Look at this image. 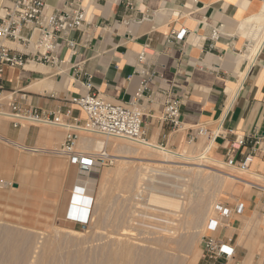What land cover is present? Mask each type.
Returning <instances> with one entry per match:
<instances>
[{
    "label": "crops",
    "instance_id": "crops-1",
    "mask_svg": "<svg viewBox=\"0 0 264 264\" xmlns=\"http://www.w3.org/2000/svg\"><path fill=\"white\" fill-rule=\"evenodd\" d=\"M12 1L0 0V9ZM70 1L84 8L87 21L70 36L76 44L72 55L61 47V68L28 64L5 71L4 93L22 111L70 110L66 123L82 121L83 112L69 101L88 92L87 80L91 91L104 99L129 104L140 83L136 58L145 48L152 54L147 63L157 75L145 94L167 90L175 95L186 128L174 132L161 122L162 97L157 96L143 103L148 141L175 149L187 140V129L206 128L212 135L208 141L211 157L225 163L250 151L246 147L241 154L232 153L235 136L264 134V0H46V4L49 9H61ZM142 16L150 19L140 21ZM216 27L221 34L209 48L207 38ZM180 30L186 31L184 40L168 43L171 32ZM6 109L0 106V111ZM23 126L14 128L10 120L0 119V172L23 161H17V149L54 154V150L34 148L54 140L41 138L34 125L27 130ZM249 171L264 176V146L253 157ZM228 205L231 218L213 237L228 243L233 259L212 264H242L248 254L236 246L237 231L244 220H253L261 211L264 194L247 192L236 204Z\"/></svg>",
    "mask_w": 264,
    "mask_h": 264
},
{
    "label": "rangeland",
    "instance_id": "rangeland-1",
    "mask_svg": "<svg viewBox=\"0 0 264 264\" xmlns=\"http://www.w3.org/2000/svg\"><path fill=\"white\" fill-rule=\"evenodd\" d=\"M10 98V94H0V106H7ZM0 112L5 114L1 120H10L7 109ZM22 125H34L44 133L56 128L58 139L36 144L35 149L56 150L64 141L66 130L59 126ZM117 142L118 138L79 131V152L104 153L112 159L88 186L93 202L85 226L66 220L67 215L86 219L87 210L76 215L68 208L72 184L78 180L76 168L55 154L17 149L23 161L0 172V181L11 183L6 188L0 184V264H30L32 260L31 264H123L122 254L128 246L135 254L158 253L162 264H207L201 241L214 204L234 205L245 193L259 192L226 181L220 171L264 187L263 178L229 168L224 161L213 158L220 174L196 166V160L175 158L162 164L134 154V144L120 146ZM207 145L205 138H199L193 143L183 140L175 149L157 146L196 157ZM24 156L32 159L27 161ZM151 192L177 199L179 208L147 207ZM196 210L200 215H194ZM122 230L128 235H122ZM236 236L237 248L252 255L253 264H264V205L253 220L243 221Z\"/></svg>",
    "mask_w": 264,
    "mask_h": 264
},
{
    "label": "built area",
    "instance_id": "built-area-1",
    "mask_svg": "<svg viewBox=\"0 0 264 264\" xmlns=\"http://www.w3.org/2000/svg\"><path fill=\"white\" fill-rule=\"evenodd\" d=\"M127 5L131 7L127 1ZM150 19V16H142L141 20ZM87 21V14L79 4L66 2L61 9H49L46 0H13L9 6L0 9V94L4 93V75L6 69H24L28 64H39L51 69H60L64 61L59 57L61 47L66 48L70 55L75 47L72 33L80 31ZM139 21V22H140ZM221 34L220 28H212L207 40L209 48L218 40ZM186 35L185 30L171 32L167 42L182 41ZM152 56L147 49L143 48L136 58V74L140 78L134 99L127 105L112 103L99 94L91 91V84L87 80L84 84L88 92L84 95L74 96L70 104L78 107L84 114V120L72 119L66 123L65 119L70 116V110L65 113L55 112L44 114L35 110L22 111L19 106L10 99L7 107V117L14 128L22 123L32 122L36 124H48L66 129L63 143L54 150V154L64 158L67 163L76 168L77 179L93 181L112 159L104 153L94 156L86 155L77 150L79 131L93 134H101L107 137L125 138L135 141H148L144 129V101H152L162 97L161 122L169 126L171 131L182 132L183 126L180 114V100L167 90L160 92L148 91V84L157 75L150 69L147 63ZM78 70V67H76ZM187 142L193 143L199 138L207 141L212 135L206 128L197 127L187 129ZM264 134L253 132L249 136H235L230 144V151L241 154L242 149L248 147L249 153L241 158H228L225 165L241 172L249 171L253 157L263 150ZM254 176L263 178L252 173ZM2 187H9L11 183L0 181ZM250 188L264 194V187L251 183ZM92 202L86 207V219L80 216L71 217L67 220L79 226H85L89 221ZM240 208H238V211ZM232 215V209L225 202H216L211 214L207 219L206 235L201 241L202 252L209 263L233 259V249L228 243L213 237Z\"/></svg>",
    "mask_w": 264,
    "mask_h": 264
},
{
    "label": "bare ground",
    "instance_id": "bare-ground-1",
    "mask_svg": "<svg viewBox=\"0 0 264 264\" xmlns=\"http://www.w3.org/2000/svg\"><path fill=\"white\" fill-rule=\"evenodd\" d=\"M258 33L259 34H262V31L260 29H258ZM250 55L253 54V51H251L249 53ZM243 58H246L245 56ZM242 59V58H241ZM30 65V64H29ZM241 80V79H239ZM239 82V81H238ZM241 82V81H240ZM36 83V82H35ZM39 83V82H38ZM239 84V83H238ZM35 86V85H34ZM33 86V87H34ZM41 86V85H40ZM32 87V88H33ZM36 87V86H35ZM233 93V91H232ZM8 94V93H6ZM0 115L3 116L5 115L4 113L0 112ZM2 119V118H1ZM44 125V124H43ZM24 129L25 126H23ZM44 127V126H42ZM47 126L45 125V128ZM54 127H52L53 129ZM60 128V127H59ZM62 128V127H61ZM48 129V128H47ZM56 129V128H54ZM54 129L53 131H45L42 132L43 130L40 128V132L39 133H44V134H40L42 137L43 135H45V138H48V141L49 139L52 141L54 140L58 134H56V131L54 132ZM64 129V128H62ZM27 130V129H26ZM25 130V131H26ZM49 130V129H48ZM66 130V129H65ZM24 131V130H23ZM58 133V132H57ZM22 134V133H20ZM23 136V134L21 135ZM107 138V136H105ZM22 138V137H21ZM60 138V137H59ZM109 138V137H108ZM2 139V138H1ZM4 139V137H3ZM2 139V141H3ZM58 139V137H57ZM113 140V139H112ZM121 140V141H119ZM115 141V140H114ZM119 142V143H118ZM118 144L120 145V143H124L125 145H128V144H134L135 147H134V154L138 155V156H141V157H144V158H149L150 160H153L155 162H158V163H169L171 162L173 159L175 158H181L182 160H185V161H191V160H196L198 161V163L196 164V166L204 169V170H207V171H215L216 173H223L222 176L225 178L226 181H236V182H239V183H242L244 184V186H247L248 188L251 186L250 185V182L244 180V179H241L237 176H234V175H231L229 173H224V171H218V169H215V165H217V162L215 160H213V158L211 157V154H210V148L212 146V143H208V145L206 146V148H204L203 152L200 153V155H197L196 157L193 156L192 154V157L189 156V152L188 154L189 155H185L184 154V151H182L181 153H177V152H172V151H168L166 149H163V148H160L158 147L154 142H150V141H135V140H129V139H125V138H118ZM213 142V141H212ZM55 143V142H54ZM121 144V145H122ZM120 145V146H121ZM124 145V146H125ZM129 146V145H128ZM130 147V146H129ZM127 148V147H126ZM183 148V147H182ZM188 149V148H187ZM203 149V148H202ZM132 150V149H131ZM190 150V149H189ZM155 152V153H152ZM185 151H188V150H185ZM6 152V151H5ZM192 152V151H191ZM197 152V150L195 151V153ZM7 153V152H6ZM2 154V153H1ZM196 155V154H195ZM136 157L137 159L139 157ZM9 157V156H8ZM25 157V156H24ZM13 158V157H12ZM18 158L19 156L17 157V161H18ZM26 159V157H25ZM32 159V158H31ZM30 159V160H31ZM40 159V158H39ZM134 159V158H132ZM141 159V158H140ZM27 160V159H26ZM25 160V161H26ZM29 160V158H28ZM27 160V161H28ZM29 160V161H30ZM143 160V159H142ZM129 162V161H128ZM30 162H28L27 164H29ZM48 163V162H47ZM134 163V162H133ZM30 165V164H29ZM34 165V164H33ZM44 165V164H43ZM48 165V164H47ZM132 167V166H131ZM217 168V166H216ZM221 170V169H220ZM62 171V170H60ZM248 173H250V171H247ZM62 173V172H61ZM130 174V173H129ZM131 175V174H130ZM55 182H57L55 180ZM59 183V182H58ZM90 182L87 180V179H83V178H80L76 181V178L74 179V182L72 184V188H71V192L69 194V199H68V204H69V209L70 210H73L75 211L76 215L77 214H80L82 213L83 211L86 210V207H88L91 203L92 198L88 192V186H90ZM233 185V184H232ZM20 187V186H19ZM235 187V186H233ZM234 189V188H233ZM235 190V189H234ZM93 191V190H92ZM91 191V192H92ZM93 194V192H92ZM147 207L148 206H151V207H157V208H166V209H178L179 208V202L177 199H174L172 198L171 196L170 197H167L166 195L162 194V193H157V192H151L149 193V195L147 196ZM146 207V206H145ZM146 207V209H148ZM145 209V208H144ZM151 210V209H149ZM147 211V210H146ZM194 215L195 216H198L200 215V210H196L194 212ZM78 217V216H77ZM261 232H263L261 230ZM128 233V232H127ZM125 230H122V235H125L127 234ZM128 235V234H127ZM130 235V234H129ZM122 239V237H120ZM119 239V238H118ZM120 239V240H121ZM187 239V238H186ZM184 240V239H183ZM127 243H129V241H127ZM248 243V242H247ZM263 243V242H262ZM241 244V242H240ZM132 245V244H131ZM136 245V244H135ZM139 245V244H137ZM142 245V244H141ZM134 246V244H133ZM146 246V245H145ZM144 246V247H145ZM264 247V246H262ZM261 250V249H259ZM145 251V250H144ZM262 251V250H261ZM137 252V251H136ZM138 252H140L138 250ZM260 252V251H259ZM143 253V252H142ZM260 254V253H259ZM263 255V252L261 254V257ZM35 256V255H34ZM31 258V257H30ZM34 259V257H33ZM37 259V258H36ZM35 259V260H36ZM264 259V258H263ZM122 263L123 264H162V257L160 255H158V253H143V254H135V252H132V250L129 248V246L123 251V254H122ZM33 262V260H32ZM31 262V263H32ZM255 262V261H254ZM262 262V261H261ZM30 263V264H31ZM263 263V262H262ZM242 264H253V257L252 255L248 254L246 256V258L243 260Z\"/></svg>",
    "mask_w": 264,
    "mask_h": 264
},
{
    "label": "water",
    "instance_id": "water-1",
    "mask_svg": "<svg viewBox=\"0 0 264 264\" xmlns=\"http://www.w3.org/2000/svg\"><path fill=\"white\" fill-rule=\"evenodd\" d=\"M14 187H16V185H14Z\"/></svg>",
    "mask_w": 264,
    "mask_h": 264
}]
</instances>
